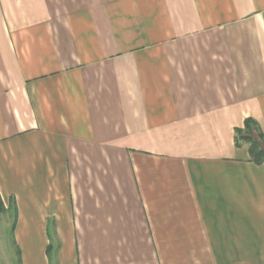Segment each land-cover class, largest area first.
<instances>
[{"label": "crops", "instance_id": "1", "mask_svg": "<svg viewBox=\"0 0 264 264\" xmlns=\"http://www.w3.org/2000/svg\"><path fill=\"white\" fill-rule=\"evenodd\" d=\"M264 0H0L10 264H264Z\"/></svg>", "mask_w": 264, "mask_h": 264}, {"label": "trees", "instance_id": "2", "mask_svg": "<svg viewBox=\"0 0 264 264\" xmlns=\"http://www.w3.org/2000/svg\"><path fill=\"white\" fill-rule=\"evenodd\" d=\"M253 131H256L259 133L260 141L256 139H242V136L246 134H251ZM235 142L236 146H241V140H244L246 142H249L251 144L249 148V156L251 158V161L256 165H262L264 164V135L261 132L258 124L253 119H247L245 121V125L242 129H237L235 131ZM5 211V207L3 204V201L0 196V214H2Z\"/></svg>", "mask_w": 264, "mask_h": 264}, {"label": "rangeland", "instance_id": "3", "mask_svg": "<svg viewBox=\"0 0 264 264\" xmlns=\"http://www.w3.org/2000/svg\"><path fill=\"white\" fill-rule=\"evenodd\" d=\"M245 125V124H244ZM236 137V135H235ZM256 139L261 140L259 137V133L256 131H253L251 134H246L244 137L242 136V139ZM241 146L244 147L243 152L245 153V150L248 149L251 146L249 142H246L244 140H241ZM236 144V142H235ZM13 230L10 227L2 226L0 227V264H10L11 262L9 259L11 258V255L14 253L15 247L13 244ZM171 264H217L212 262H199V261H179Z\"/></svg>", "mask_w": 264, "mask_h": 264}]
</instances>
